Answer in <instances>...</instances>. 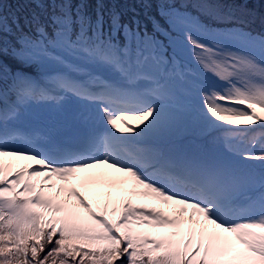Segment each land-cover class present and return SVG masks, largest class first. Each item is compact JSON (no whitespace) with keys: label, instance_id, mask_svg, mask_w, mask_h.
I'll list each match as a JSON object with an SVG mask.
<instances>
[{"label":"snow or ice","instance_id":"6c2138e0","mask_svg":"<svg viewBox=\"0 0 264 264\" xmlns=\"http://www.w3.org/2000/svg\"><path fill=\"white\" fill-rule=\"evenodd\" d=\"M30 3L0 0V264H264V16Z\"/></svg>","mask_w":264,"mask_h":264},{"label":"trees","instance_id":"16d2710c","mask_svg":"<svg viewBox=\"0 0 264 264\" xmlns=\"http://www.w3.org/2000/svg\"><path fill=\"white\" fill-rule=\"evenodd\" d=\"M133 0H116L117 6L119 9L125 11V7H128V11H125L127 15L125 16V19L128 18V16L131 15V12L129 11V7L131 6ZM90 6L94 7L95 0H89ZM136 4V0H134L133 6ZM139 8V11L143 12L144 10L141 9L139 6H136ZM33 8V5L30 3V0H3V11H7V13L10 11H16L17 15L24 16L28 15ZM153 13L155 10H152ZM11 14V13H9ZM143 18V16H141ZM151 27V25H149Z\"/></svg>","mask_w":264,"mask_h":264},{"label":"rangeland","instance_id":"374dc122","mask_svg":"<svg viewBox=\"0 0 264 264\" xmlns=\"http://www.w3.org/2000/svg\"><path fill=\"white\" fill-rule=\"evenodd\" d=\"M242 2H243V0H236L237 4L242 3ZM133 3H134V0L132 1L131 6L129 8L133 7ZM247 6H248L249 9H251L253 11V13L255 15L256 22H255L254 26L257 29H259V27H260V18L262 16H264V0H247ZM124 9H125V11H128V7H125ZM136 11L140 12L141 16H143V12L139 11L138 7H136ZM4 13L5 14L15 13L16 14L17 12L16 11H12L10 9V11L8 13H7V11H5ZM149 28H151V27L149 26Z\"/></svg>","mask_w":264,"mask_h":264}]
</instances>
